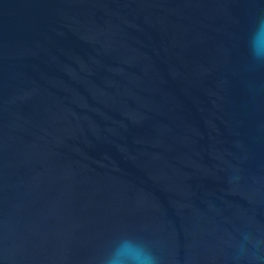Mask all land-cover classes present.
I'll return each instance as SVG.
<instances>
[{
	"label": "water",
	"instance_id": "95a60500",
	"mask_svg": "<svg viewBox=\"0 0 264 264\" xmlns=\"http://www.w3.org/2000/svg\"><path fill=\"white\" fill-rule=\"evenodd\" d=\"M264 0H0V264H264Z\"/></svg>",
	"mask_w": 264,
	"mask_h": 264
},
{
	"label": "clouds",
	"instance_id": "9594fccd",
	"mask_svg": "<svg viewBox=\"0 0 264 264\" xmlns=\"http://www.w3.org/2000/svg\"><path fill=\"white\" fill-rule=\"evenodd\" d=\"M248 44L252 61L264 66V18L256 20ZM101 264H157V258L145 243L125 236L114 242Z\"/></svg>",
	"mask_w": 264,
	"mask_h": 264
}]
</instances>
